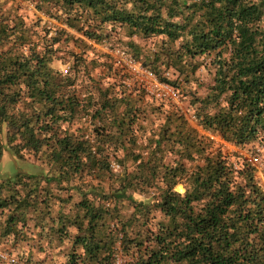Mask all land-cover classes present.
I'll return each instance as SVG.
<instances>
[{
  "label": "trees",
  "instance_id": "trees-1",
  "mask_svg": "<svg viewBox=\"0 0 264 264\" xmlns=\"http://www.w3.org/2000/svg\"><path fill=\"white\" fill-rule=\"evenodd\" d=\"M25 1L62 26L0 0V159L35 168L0 174L1 247L19 264H264L256 166L199 130L264 170V0ZM84 39L125 49L199 128Z\"/></svg>",
  "mask_w": 264,
  "mask_h": 264
},
{
  "label": "rangeland",
  "instance_id": "rangeland-1",
  "mask_svg": "<svg viewBox=\"0 0 264 264\" xmlns=\"http://www.w3.org/2000/svg\"><path fill=\"white\" fill-rule=\"evenodd\" d=\"M10 4L13 2H9ZM14 4L15 6L19 7V12L20 14L25 15V17L27 18V21H29L31 18H36L38 16L42 17L44 21H47L48 25H50L51 27L53 26H58L61 27L62 25L53 20V19H49L46 16H44L43 14H41L40 12H38L35 8L34 5L31 1H25V0H14ZM76 36H80L79 34H75ZM87 43L91 44L94 48L95 51L97 52H101V53H109L112 56L113 52L111 49H109L108 46L103 45V44H97L95 42H92L91 40H87L84 39ZM77 51H79L77 49ZM56 67H58L59 69H63L64 67L68 66L67 64H59L58 62H56ZM127 76L130 78L131 82H134V76L130 73H127ZM145 80H147V84L146 86L153 92V94H157V95H161V96H168V94L163 95L162 92H165L163 88L160 87H156L152 81L149 78H145ZM139 84L140 82L138 80H136ZM143 83V82H142ZM152 94V93H151ZM174 101L177 103L178 107H180L188 116V119L190 121V124L194 127L196 126L195 121H192L190 119V114L186 111V106L183 102H180L179 100V95L177 96H172ZM199 128V127H197ZM199 130L208 135L213 141H214V146L218 147L220 146L227 154H239V155H243L244 158L249 159L250 158V153L247 152L245 149H240L238 147H236L235 145H231L228 142L224 141L219 135H215V134H211L208 131H203L199 128ZM256 166V172H255V176L256 178L260 181V183L264 186V170H263V164L262 163H258L256 162L255 164ZM18 168H22L26 171H34L35 168L32 165L31 162L29 161H17V159L11 155V153L9 152V150H5L3 153L2 158L0 159V174L6 175V174H10L13 173L14 171L17 170ZM180 184V189L178 188V185L174 187V189L179 192V193H183L184 191V187L181 183ZM1 246V245H0ZM2 264V263H0Z\"/></svg>",
  "mask_w": 264,
  "mask_h": 264
},
{
  "label": "built area",
  "instance_id": "built-area-1",
  "mask_svg": "<svg viewBox=\"0 0 264 264\" xmlns=\"http://www.w3.org/2000/svg\"><path fill=\"white\" fill-rule=\"evenodd\" d=\"M112 52H113L114 57L118 60V62L123 64L127 73L132 74L134 76V79L140 82V84L144 87V90H146L150 94L151 93L153 94V92L146 86L147 80H145V78H149L156 87L161 86V88L165 89L164 90L165 92H162L163 95L168 94V97L174 101L172 96H177L178 93H176L172 88L168 87L167 85L159 82L149 70H147L141 65L139 61L133 59L128 53H126L125 49H116ZM67 69H68V66L64 67L62 69L63 73H66ZM189 117L192 121H195L193 115H190ZM229 144L233 145L232 143H229ZM249 160L254 165L256 164V162H258L255 159V157H252V156H250ZM0 263L19 264V260L8 249L0 246Z\"/></svg>",
  "mask_w": 264,
  "mask_h": 264
},
{
  "label": "bare ground",
  "instance_id": "bare-ground-1",
  "mask_svg": "<svg viewBox=\"0 0 264 264\" xmlns=\"http://www.w3.org/2000/svg\"><path fill=\"white\" fill-rule=\"evenodd\" d=\"M178 188L180 189V186L178 185Z\"/></svg>",
  "mask_w": 264,
  "mask_h": 264
}]
</instances>
